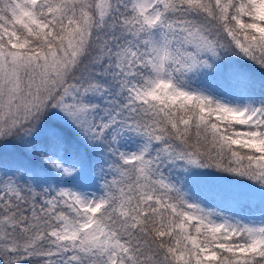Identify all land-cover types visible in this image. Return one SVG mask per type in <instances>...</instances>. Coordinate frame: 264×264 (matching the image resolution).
Returning <instances> with one entry per match:
<instances>
[{
	"label": "snow or ice",
	"instance_id": "6c2138e0",
	"mask_svg": "<svg viewBox=\"0 0 264 264\" xmlns=\"http://www.w3.org/2000/svg\"><path fill=\"white\" fill-rule=\"evenodd\" d=\"M0 264H264V0H0Z\"/></svg>",
	"mask_w": 264,
	"mask_h": 264
}]
</instances>
